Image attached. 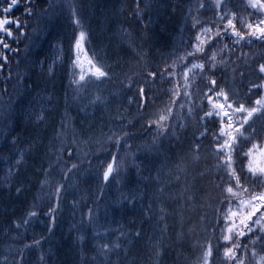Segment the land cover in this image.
Returning <instances> with one entry per match:
<instances>
[{
  "label": "snow or ice",
  "instance_id": "1",
  "mask_svg": "<svg viewBox=\"0 0 264 264\" xmlns=\"http://www.w3.org/2000/svg\"><path fill=\"white\" fill-rule=\"evenodd\" d=\"M141 3L142 0H134L133 14L136 16L143 13ZM20 6L21 0H0V47L3 49H10L4 37L16 39L12 26L20 30V35H24L22 27H29L27 20L10 18L13 9ZM23 7L27 18L48 14L46 9H40L39 12L34 10L35 0H23ZM68 7L75 18L77 28L83 29L82 20L77 17L79 4L76 0H69ZM201 10L206 15L204 19H201ZM188 11L191 14L192 9L189 8ZM208 13L210 16H207ZM191 19L192 28L197 29L199 25L194 40L181 41L182 47H186L182 55L172 59L171 65H154L151 70L137 71L134 74L139 77L138 80L124 73L125 79L122 81L128 89L136 86V98L133 100L128 97V103H136L137 111L143 114L142 126L154 130L152 142L143 145V151L159 161L156 175L143 177L142 162H138L135 152L129 151L131 145L128 141L132 137L125 130L126 125L121 124L119 130L110 128L108 133L101 131L102 140L92 135L85 140L68 120L61 119L59 127H53L52 137L48 141V151L45 153L47 163L38 169L43 177L39 184L44 193L43 198L48 201L47 205L39 207L34 202L22 218L13 222V229L27 231L33 220H39L43 215L48 219L46 231L52 232L57 217L62 212L66 195L76 187V177L81 172V165H92L87 157L94 155L90 145L95 143L101 146L98 150L110 155L109 161L102 165L99 172L102 186L116 181L130 166L135 167L142 178L155 181L157 187L153 194L154 199L164 195L171 183L184 185L183 191L170 197L182 201L177 210L168 212L163 206L159 208L160 215L156 217L159 236L149 240L151 264H163L165 250L171 247L165 242L170 227L176 228L177 243L196 232V224H193L185 233L184 213L194 212L197 207L211 208L212 215L209 219L205 212L198 218L200 231L205 234V238L202 242L199 239L194 242L193 246L199 250L195 264H264V255L260 254L264 253V0H243L242 5H237L235 0H197L196 15ZM85 38L86 32L80 30L78 37H74V44L69 47L67 57L72 68L70 82L75 85L76 97L86 92L90 85L117 78L116 67H119L118 61L113 65L103 62L101 58L87 56ZM257 44L259 52L255 50ZM244 48H249L250 51L245 52ZM145 55L142 50L137 52L139 60H143ZM82 57L86 59L87 68ZM0 60L4 61L0 63L2 70L6 67L8 57L0 53ZM177 67L180 68L179 78L175 72ZM47 70L51 73L52 66L49 65ZM166 77L172 85L168 90L170 103L149 115V106L154 103L150 93L154 91L157 79L163 80ZM8 79H11V71L8 73ZM149 81L152 84L146 91L145 87L140 85L148 84ZM22 82V76L18 73L17 84ZM0 91L6 92L7 89ZM51 100V95L46 97V102L50 103ZM97 102L106 104L107 100L99 94L88 100V104L92 105ZM177 108L179 116L174 115ZM185 110L192 121L191 125L187 120L181 122ZM118 116L120 120L126 118L123 113H118ZM28 118L35 124L47 125L50 115L41 106L38 112L29 114ZM174 119L176 124L172 123ZM128 122L132 123L131 120ZM188 127H194L195 131L191 138L185 136L181 141L177 129L186 130ZM166 139H175L180 148L177 149L171 144L166 147ZM205 140L208 141L207 145L204 144ZM12 143L15 145L18 140L14 138ZM33 147L34 143L30 142L25 149L17 150L16 158L7 168L4 177L7 187H12L11 181L27 163L25 156ZM205 147H210L209 154L214 163L210 169L197 171L204 159ZM112 149L115 150L114 154ZM190 168L191 173H195L192 179L195 180L198 176L209 180L210 187L206 195L210 199H206L203 204L197 205L196 197L191 194V186L187 183L191 174ZM24 189L25 184L21 181L16 185L15 192L19 195ZM213 192L215 196H212ZM103 197L104 191L101 187L92 199L90 207H87L88 200L85 197L72 200L73 216L82 206L87 207L86 212L81 211L78 233L86 223L95 231L99 201ZM142 198L138 193L121 192L118 203L134 205ZM151 212L152 204L149 203L145 209L147 220L153 219L149 214ZM169 216L175 219V225L169 224ZM187 219L191 220L192 217ZM117 231L119 236L115 241L97 243V256L92 258L93 264H120V252L128 257L129 246L143 235L140 228ZM95 235L99 237L101 233L95 231ZM213 236L215 243L211 238ZM121 238L126 244L120 242ZM77 239L83 241L82 236L78 235ZM11 240L20 243L6 245L5 253L0 256V264H27V253L33 249L39 251L37 264H49L47 257L50 249L46 252L43 248L44 242L47 241L46 236L33 237L32 242L27 243L24 242L23 235L17 233L11 236ZM257 245L260 246V252L257 251ZM113 253L117 255L115 262L110 259ZM124 264H136V260H125Z\"/></svg>",
  "mask_w": 264,
  "mask_h": 264
},
{
  "label": "rangeland",
  "instance_id": "2",
  "mask_svg": "<svg viewBox=\"0 0 264 264\" xmlns=\"http://www.w3.org/2000/svg\"><path fill=\"white\" fill-rule=\"evenodd\" d=\"M144 1H145V7L147 8V11L143 12L142 18L139 19L137 22L126 23L125 9H128V8L120 0H76V3L79 4V8L77 10V16L78 18L82 20V23L86 29V38L84 42V46L86 50L88 51L90 57L101 58L102 61L105 63L115 65L116 62L118 61L119 67H116L117 78H119V76L124 74L125 72H130V69L132 71L133 69L139 66L145 65V62L150 63L153 66L154 65L158 66L161 55L165 56V55L171 54L173 49L176 46L177 47L179 46L181 38L183 36V31L187 27V23H188L187 15H185L182 11L178 13L173 11V9L169 6L171 3V0H167L166 3H165L166 0H144ZM205 2H207V0H205ZM186 3L187 4L191 3L192 6L193 5L197 6V0H187ZM68 4H69V0H60L56 5L52 7L51 10H50L51 7L46 9L48 13L47 15H43V17L41 16L39 17L40 19L39 22H44V20L46 19L45 28H48L52 32L51 34L53 36L59 35V37H63V38L65 37L66 39L70 38L69 26H70L71 19L69 17H70L71 10L69 9ZM195 6H193V12L191 13V17L196 15ZM185 12L187 14H190L188 10H186ZM201 13L204 14L203 10H201ZM171 19L179 21L180 25L175 28H173V26H170V28H168L169 33H167L166 39H159L157 37V34H159V32L162 31L160 30V27H161L160 25L163 24L164 27H167L166 23L168 21V24H169V21ZM49 24L53 25V27H50ZM112 24L114 25V29L111 27ZM42 27L44 26L42 25ZM62 29L66 30V32H64ZM59 30L63 31V33L61 34H64V35H61L60 32L58 33ZM45 31L48 32L47 30ZM46 37L48 38V41L46 42V46H43L41 49H45L47 51V54L53 58L54 64L56 66L59 62H61L62 58L64 57L65 55L64 51L61 50L60 47H57L55 44L52 45V41H51L52 39L49 37V35L41 34L38 42H40L41 44L44 43V41L46 40ZM123 46H124V49H123ZM35 48H36L35 50H32V53L40 50L38 45ZM140 50H142L146 54L143 60H139V57L137 56V52ZM32 53H30L29 56ZM82 59L85 60L84 66L85 68H87L86 59L84 57H82ZM138 60H139V64H137ZM63 66L64 67L62 71H64L68 75H71L72 71L69 69V67L66 64H64ZM33 67H34L33 60L31 62H27L24 64L23 69L25 70V72L20 73L22 74L21 76H22L23 82L19 84L18 93L15 94L13 98V102L11 104H8V103L5 104V103L0 102V108L4 112V113L2 112V114L0 115V123L1 121H4V120H7L6 121L7 123H11L13 121L12 113L10 111L14 110V107L16 106L17 101H19L20 98L24 96L25 88H26V81L32 78V76L28 74L27 72L30 71ZM135 72H133V77L136 76L134 74ZM117 78H114L111 81H106L102 84H97V86L95 84L90 85L86 92L80 93L79 97H76L74 93L75 85H73L72 91L67 92L65 95H63L60 98L59 103L61 104V106L65 108V110L64 109L62 110V112L72 111L73 117L71 119L70 124L76 128L78 134L81 136L82 139L87 140L89 135H92L94 138H100L102 140L103 137L101 136V131L103 133H106L105 128H104V125L106 124H107L106 127L108 128V132L110 128L111 129L113 128V126L116 128V125L120 126L121 124L126 125L125 130L127 132L135 131L137 133L141 132L142 134V132H144V130L146 129V128L144 129V127L142 128L139 127L140 129L135 127L139 119L131 120L132 121L131 124H129V122L124 123L119 118H115V120H113L112 116H118V113H122V110L127 109V112L130 111V109L128 108L129 104H127L126 101L128 102L127 98L132 92V90H134L135 88L133 87L131 89H128L124 87L123 91L127 89L124 93L125 104H126L125 106L121 101L122 94L116 93L117 91H120L121 85H122V82L120 85L117 84L116 82ZM54 79H56V75L50 78V83H52ZM164 80L165 79L161 81L163 82ZM47 82L48 80L45 79L43 84L46 85ZM151 83L152 82L149 81L148 84H141L140 86L146 87L148 89L151 86ZM164 84H165V81H164ZM158 86H159V83L156 82L154 88H157ZM97 94L104 97L107 100V103L102 104V103L97 102L95 105L88 104V100L92 99ZM47 96L49 95H46L41 100L42 102L41 106L44 107L46 112H48L51 109L50 107L53 106L52 104L53 98L51 102L48 103L46 102ZM133 96H134V92L131 94L130 97L133 99ZM85 105H87V107H85ZM41 106H36V103L33 102L31 107H34V110H36L35 107H38V110H39ZM38 110L36 112H38ZM60 110L56 112L61 113ZM83 112L85 116H83ZM10 114L11 116H9ZM177 116H179V114ZM54 120H55V117H52L50 123L52 122L53 124ZM184 120H187L189 125L192 124L191 120H189L188 118L186 110L184 112V116L182 117L181 121L183 122ZM60 121L61 119H58V123H57L58 125ZM176 122L177 121L175 119L172 121L173 124H176ZM142 125H143V122H142ZM3 127H5V121H4V125L0 126V130H2ZM140 130H143V131H140ZM191 131L193 133L195 131V128L193 127V130H192V127H188L186 130H181V131L180 129H177V134L178 135L181 134L180 140L183 141L185 136L191 138V135H192V133L190 135ZM154 134H155L154 130H152V132L148 134L147 139H146V144H148L149 142L150 143L152 142V138ZM174 140L175 139L164 140V143L166 144L165 146L167 147V145L171 144V145H175L176 148L179 149L180 144ZM142 145H145V144L143 143ZM106 146L107 145H103V147H106ZM90 148H91V153H94V155L90 154L87 158L89 160H92V163H93L91 167L88 166L89 173L94 169H100L102 165H106V163L110 159V155L108 152H105L103 155H98L99 153H95V152L101 151V150H98L101 148L100 145L92 143L90 145ZM45 149H48V146H46ZM142 150H143V147L140 148V151ZM111 151L114 154L115 150L112 149ZM158 167H159V161L154 160L152 156L148 155L147 163L143 165V168H144L143 176L148 177L149 175H151L152 177H154L156 175V169ZM207 168H208L207 159L204 157V159L201 162V166H199L198 169L201 171ZM189 172L191 173V168L189 169ZM192 175H195V173H191L187 180V183L191 186V194L193 196H207L206 193H203V190L200 188V183H199L200 178H198L197 176L196 179L194 180L192 179ZM118 178L122 181V185H116V184L113 185L111 189L112 196H120L121 192L141 194L138 192V191L141 192V190L143 191V196H153V194L155 193L156 187H157L155 181L152 179L143 178V183H140V178L137 176H132L127 170L125 172H122ZM98 182L100 184V180H98ZM96 183H97V180L91 179L86 184V186H91V185L94 186ZM150 183H152L153 185L150 186L149 185ZM107 186H102V187L103 189H107ZM183 187H184L183 183H171L166 188L165 194L162 195V200L165 205V209L168 212H173L177 210L179 205L182 203L181 200L179 199L173 200L170 197L183 191ZM35 194H38V193L36 192ZM105 196H108V194H105ZM7 197L9 198L11 196H7ZM38 197H40L39 200H41L43 196L39 195ZM156 200L157 199H154L153 201L155 208L152 207V213H151V215L153 216V219L151 221V227L153 228L157 227L156 217L160 215V212H159L160 207L155 204ZM35 202L38 204L39 207L46 206L43 202L38 201V199H35ZM196 203L197 205H199V204H203L204 202L196 200ZM88 204H87V207H88ZM65 206L67 207L69 206L71 208L70 198L67 199ZM87 207L83 206L82 209L76 211L75 214H77L79 211L86 212ZM208 209L209 207H203V208L197 207L194 212L185 211L184 215H185L186 222L184 226H186V228H188V226H192L191 220L187 219L189 216L192 218L198 217L202 212H206ZM106 210L107 209L103 207L100 209V211L102 212H105ZM143 211L145 213V209ZM11 212L12 211H8V210L3 211V213L8 217L12 214ZM3 213L1 211L2 216H4ZM80 218H81V215H80ZM168 222L170 225H175L176 223L175 219L172 216H169ZM47 225L48 224H45L41 222L40 220H33V222L31 223V226L27 227V231H25L24 229H20V231L23 232L24 234L26 233L28 234L29 232L31 235L39 236L46 230ZM105 232L107 233L106 230L102 231L101 236L105 235L104 234ZM151 233L154 237L155 233L154 232H151ZM167 237H169L168 233H167ZM197 239L201 240V242L203 241L204 238H203L202 233H199L197 235ZM62 241L63 239L58 240V243ZM120 242L126 244V241H124L123 238H121ZM213 242H215V240ZM6 245L8 244L7 243L2 244V245L0 244L1 246L0 254L1 255L5 253ZM136 247L137 246L135 245V242H133V244L129 246L130 251H129L128 257H125L122 251L120 252V264H124V261L130 257L131 250H133V248L135 249ZM64 253L63 252L58 253V259H59L58 264L65 263ZM53 254H55V252L54 253L50 252L47 258L48 260L51 261L52 264H56ZM72 254H74V252ZM190 255H191L190 253H187V255H185L184 257V260H186ZM198 255L199 254H197L194 257L195 261L191 264H195L196 258ZM36 257H37L36 250H33V252H28L27 253V264H31V261L35 260ZM190 258L191 257H189V259ZM110 259L112 262L117 261L116 253H113ZM77 263L79 264V259H77L75 264ZM66 264H72L69 258H66ZM167 264H173V263L172 261H168Z\"/></svg>",
  "mask_w": 264,
  "mask_h": 264
},
{
  "label": "trees",
  "instance_id": "3",
  "mask_svg": "<svg viewBox=\"0 0 264 264\" xmlns=\"http://www.w3.org/2000/svg\"><path fill=\"white\" fill-rule=\"evenodd\" d=\"M166 2H167V0L165 1V3ZM129 4H130V2H129ZM186 4H187L186 2L180 3L179 0H171V3L169 6L173 9V11L178 13L181 10L185 9ZM130 5H132V4H130ZM150 68L151 67H149L148 70ZM133 71L134 70L130 71V73ZM143 71H146V70L143 69L140 72H143ZM40 72L45 73V71H40ZM130 73H127V74L129 75ZM35 74L36 73H34V76H35ZM37 76L39 78H42L43 80L37 79L36 77H34L35 79L33 78V80L30 78L28 88L31 87L32 81L36 82V80H38L39 84L34 87V93L44 94V93H46V91L49 90V87H47V85L43 84L44 80H45V76H41L38 74H37ZM124 79L125 78H123V80ZM65 84H66V82L62 81L61 85L57 86V89H58V91H57L56 83L54 81H52V83H51L52 91L51 92H53L55 95L60 96L62 94V91L64 89ZM6 86L7 85L2 86V88H5ZM68 86H69V83H68ZM31 88H33V87H31ZM60 90H61V92H60L61 94L59 93ZM23 103H24L23 105L25 107H27L26 102L24 101ZM159 104H160L159 100H158V102L156 101V106ZM60 108H62L61 104H59L57 108L52 110L51 114H50L49 123L51 121V118L55 117L53 124L51 122L52 134H53V127L58 128V126H59L57 124L58 119H66V120L71 122V119L73 117L72 111H69L66 116L65 115L62 116V114L60 112H56V111H59ZM29 109H30V112L33 111V110H31V108H29ZM155 109H156V107H155ZM61 112H62V110H61ZM183 116H184V114H183ZM74 118H75V116H74ZM12 119L14 120V116H12ZM15 119H16V117H15ZM6 121L7 120H5V127H3L2 130H0V151H1L2 147L5 145V143H3L2 140L5 138L13 137L15 134V130H16L14 127H11ZM3 125H4V122L1 121L0 126H3ZM17 128H22V127H17ZM151 131L152 130H150V129H146V130H144L145 133H142V134L137 133L135 131H132V132L130 131L132 138L130 139L131 142L129 143L131 145V149L129 151H131V152L137 151V152L142 154L141 158L138 157V162H142V165H141L142 167L144 165L143 164L144 159L148 158V154H146L143 150L140 151V148L143 147V145H142L143 143L146 144L147 136ZM34 136H35V139L38 140V138L40 139V137H45L47 135L44 133L42 134V133L38 132ZM133 140L137 141L136 145L132 144ZM147 142H149V141H147ZM138 149H139V151H138ZM47 151H48V149H45V153H47ZM95 153H99L98 155H103L105 153V151L101 150V151H98ZM95 155H97V154H95ZM42 156L44 157L43 161L42 160L41 161H38V160L30 161L27 159V155H26L25 160L27 161V163L24 165V167L21 168L19 175L17 177L13 178V180L11 181V183L15 184V186L18 184L17 182H20L21 180L27 181V180H24L23 178H29L31 180V181H28V184L30 182H33V184H34L33 188H35L36 191L31 195V196H34V198L31 202H27L26 205H17V202H9V201L5 202L6 200H4V197L0 196V237H1L0 244L1 245L6 244V243L8 245L12 244V243H20L19 241L14 242L11 240V236L16 235L17 233L22 234L24 239H25L24 242H27V243H31L33 237L39 238L41 235H43V236L47 237V241L44 242V244H43V248L46 252L49 249H50L51 253L55 252L56 255H58L59 252L64 253V251H65L64 255L72 254L74 252V254H76L78 256L79 264H93L92 258L97 255V243L98 242L99 243H104V242L110 243L112 241H115L117 239V237L119 236V231L113 230L114 224L117 222V219L120 220V219H124L127 216H132V220L128 224H126V226L121 227L118 230L127 231L128 229H131V228H140V229H142L143 235L140 239L134 241L135 245L137 247L135 249L133 248V250H131L130 257L127 260L135 258L136 264H151V262L149 260V240L153 238V235L151 232L155 233L154 236H156V237L159 236L158 229H157V227H155V228L151 227V221L152 220H147L145 218V213L143 210L146 209L148 207V205L146 207L140 209V210H134L127 203H125L124 205H120L118 203L120 196H112L111 195V189H112L114 184L122 185V181L119 178L116 181L108 184L109 186L106 185L107 189H103L104 197H103V199H101L99 201V216H98V222L95 225V231H99L100 233H102V231L106 230L107 231L106 235H102V236L97 237L95 235V231L93 230V227L88 225L87 223L82 228H80V231L78 233L77 228L80 227L78 222L81 219L80 218L81 211H79L77 214H75L73 216L72 209L69 206L68 207L65 206V204H66L65 200L63 201V204H62V212L57 217L56 224L53 227L51 233H49L45 230L42 234H40L39 236H36V235H31L29 232H28V234L27 233L24 234L20 230L13 229L12 228L13 222L22 218L25 215L26 211L29 210L31 208V205L35 202V199H37V197L39 195L44 197V193L41 191L40 184H39V181L42 180L43 177L40 175L38 169L40 168V166L42 164L47 163V157L45 156V154ZM13 158L15 159L16 156H7V159H5L6 163L4 162L3 166H1L2 163L0 162V168H4V171L7 170V168L14 161ZM91 162H92V160H91ZM88 166L89 165L87 163L81 165V172L76 177V187L74 189L70 190V192L66 196H73L72 200L77 199L79 196L85 197L89 203L88 207H90V206H92V199L95 197L97 190L100 187H102V185H101V183L99 184V182H98L99 171L101 170V168L100 169H94L89 173ZM127 171L132 176L139 177L140 183H143V178L141 177V175H139L137 173L135 167L130 166L127 168ZM1 178H2L3 184H5L4 178L2 176H1ZM91 179L97 180V183L94 186H92V185L86 186V184ZM149 185L152 186L153 184L150 183ZM201 187H202L201 189L203 190V193H207L210 186L209 185L208 186L201 185ZM36 192L38 194H35ZM138 192L141 193L142 197H143V191L141 190V192L140 191H138ZM213 193H215V192H213ZM105 194H108V196H105ZM35 196H37V197H35ZM14 197H16V196H14ZM43 197L41 198V200L38 199V201H41L45 205H47L48 201L46 200V198H43ZM195 197H196V200L203 201V202H205L206 199H210L207 196H195ZM198 197H201L203 200H201ZM155 204L158 205L159 207L163 206L165 208V205H164L163 200H162V196H160V198L155 201ZM17 207H18V209H17ZM102 207L106 208L107 210L105 212L100 211V209ZM152 207H154V203L152 204ZM5 210L6 211L7 210L12 211L11 212L12 214L9 217L6 216L3 213V211H5ZM1 211L5 217L2 216ZM151 213H149V214L151 215ZM211 214H212V211H211ZM208 217H209V214H208ZM39 220L45 224H48L47 217H45L43 215L40 217ZM134 223H136V224H134ZM191 223H192V225L196 224V232L191 237H186L185 238L186 241L183 244L176 242V230H175V228L174 227L169 228L168 235H169V237H171V239H168V237H166L165 242L167 244H170L171 247H168L165 250L166 254L163 257V264H167L168 261H172L173 264H191L195 261L194 260L195 251H196V254H199V250H198V248L194 247L193 245H194L195 240H197V235L199 233H202V232L200 231L199 220L197 219V217L192 218ZM74 225H75V227H74ZM60 227L64 230V234H66L68 236L61 238V239H63V241L58 243V241L53 240L52 233L56 230V228H60ZM184 227H185L184 231H185V233H187V230L190 226H188V228H186V226H184ZM148 228H149V231H148ZM78 235L83 237L82 242L77 239ZM202 235L205 237V234L202 233ZM212 239L214 241L215 237L213 236ZM33 250H36V249H33ZM33 250H31L30 252H33ZM36 253H37V257L35 258V260L31 261V264H37L39 251L36 250ZM187 253L191 254L189 256L191 258L189 259V257H188L186 260H184V257H185V255H187ZM0 256H2V255L0 254ZM98 258L99 257H97V259ZM48 261H49V264H52L50 260H48Z\"/></svg>",
  "mask_w": 264,
  "mask_h": 264
},
{
  "label": "bare ground",
  "instance_id": "4",
  "mask_svg": "<svg viewBox=\"0 0 264 264\" xmlns=\"http://www.w3.org/2000/svg\"><path fill=\"white\" fill-rule=\"evenodd\" d=\"M121 2H128L129 0H120ZM187 0H179L180 3H185ZM130 4L134 5L132 7H128V9H125V20L126 23H131V22H137L139 19L142 18L141 16H136L133 14V9L135 8V4H134V0H130L129 1ZM54 5H52L53 7ZM52 7L50 8V10L52 9ZM141 7L143 8V12L147 11V8L145 7V1L142 0L141 3ZM49 6L46 8L48 9ZM143 14V13H142ZM78 17V16H77ZM71 19L70 21V26H69V30L73 29V24H72V20H74L75 18L72 16V13H70V17ZM166 23V22H165ZM170 24V25H169ZM168 24V21L166 23L167 27H164L163 24H161L160 26V31L159 34H157V37L159 39H166V35L167 33H169V29L170 26H173V28L177 27L180 25L179 21L176 20H170ZM50 27H53V25H50ZM111 27L114 29V25L112 24ZM45 30H47L48 32H46ZM64 32H66V30L62 29ZM63 31L59 30L58 33L60 32L63 33ZM52 32L45 27H38V29L34 28V35L33 37L27 39L25 41V46H24V50H26L25 52H20V57H18L17 63L15 65V69L17 71H19L20 73L25 72L24 68V64L27 62H31L33 60L34 65L36 64V66H42L44 68L48 69V66L51 65L52 68H54L53 66H55L53 58L51 56H49L47 54V51L45 49H41L38 51H35L32 53V50H35L36 46H41L42 44H45L48 41V38L46 37V40L44 41V43H40L39 38L41 34L44 35H49ZM116 33V32H115ZM64 35V34H61ZM65 38V37H64ZM35 46V47H34ZM124 49V46H123ZM32 53L30 56L29 54ZM46 55V56H45ZM27 61V62H26ZM25 62V63H24ZM60 66L63 68L64 66L59 62ZM151 66L150 63H147V67L145 68V65L139 66L135 69H133L134 71H138V70H148V68ZM9 71H11V79L12 80L15 77V73L13 72L12 68H3L2 71L0 70V82L2 81H6L9 80L8 79V73ZM28 74H30L32 76V78L36 77L37 79H40L37 76V69L35 68V66L27 72ZM34 73L35 76H34ZM129 73V72H128ZM35 79V78H34ZM16 80V79H15ZM39 84V81L36 80L32 81L31 83V87H35L36 85ZM30 92V91H29ZM24 96L26 97L27 100H25L27 107H25L23 104L21 103L20 105H16L14 107L13 111H10L12 113V116H14V120L11 123H8L11 127H14L15 130V134L13 137H9V138H5L2 140L3 143H5V145L2 147L1 151H0V162L2 163L1 166L4 165L5 159H7V156H16L17 155V150L18 149H25L28 144L30 142L34 143V147L32 148L30 153H27V159L32 161V160H38V161H43L44 157L42 155L45 154V148L46 146H48V141L51 139L52 137V126L51 123H47V125H43V124H35L32 122V120H30L29 114H31L29 108L32 106L33 104V93L30 92V94L25 93ZM4 113V112H3ZM11 116V114L9 115ZM83 116H85L84 112H83ZM16 117V119H15ZM17 120V121H16ZM102 122V121H101ZM17 127H22V128H17ZM44 133L46 135H48L47 137H40V139H35V134L36 133ZM16 138L18 140L17 144H13L12 140ZM131 142V140L129 141ZM135 140L132 141V144L136 145ZM137 154V157L141 158L142 154L137 152V151H133ZM14 159V158H13ZM6 163V162H5ZM147 163V158L144 159L143 164ZM6 175V170L4 171V168H0V178L1 176L4 178ZM25 176V175H24ZM24 180L27 181H23L25 185V189L23 191L22 194H17L15 192V184H12V187L9 188L7 186H5V184H3L2 178L0 179V196L4 197V200H9V202H17V205H26L27 202H31L34 198V196H31L36 190L35 188H33L34 184L33 182H30L28 184V181H31L29 178H23ZM20 181V182H21ZM19 183V182H17ZM203 183L205 186H208L209 184V180L208 179H203ZM7 196H11V197H7ZM16 196V197H14ZM70 198V201L72 202V198L73 196H66L65 197V201H67V199ZM81 196H79L76 200H80ZM5 201V202H7ZM154 201V197L153 196H143L142 199H138L137 202L132 205L129 204L134 210H140L144 207H146L147 205H149V203L153 204ZM83 207V206H82ZM155 208V206H154ZM205 212H202L200 215H203ZM199 217H197L198 219ZM132 220V216H127L124 219H117V222L114 224L113 230H118L121 227L126 226V224H128L130 221ZM136 224V223H134ZM149 231V228H148ZM68 235L64 234V230L60 227V228H56V230L52 233V237L53 240H62L61 238L67 237ZM156 238V236H154L152 239L154 240ZM186 240L180 242L181 244L185 243ZM54 260L56 262V264H58L59 259H58V255L53 254ZM66 258H69L70 261L72 262V264H75L78 256L76 254H66L64 255V259H65V263L66 264Z\"/></svg>",
  "mask_w": 264,
  "mask_h": 264
},
{
  "label": "flooded vegetation",
  "instance_id": "5",
  "mask_svg": "<svg viewBox=\"0 0 264 264\" xmlns=\"http://www.w3.org/2000/svg\"><path fill=\"white\" fill-rule=\"evenodd\" d=\"M49 1L50 0H35L36 8L34 10L39 12L40 9L47 8L50 5ZM10 18H18L21 21L27 20L29 27L27 28L22 27V31L24 32V35H20V30H17L15 26H12V31L16 39H13L12 37H4L5 42L10 45V49H3L2 47H0V53H3L4 55L8 57V61L6 64L8 65L7 68L9 67L12 68L16 65L18 57H20V52L26 51L24 50V46L26 45L25 41L33 37L34 28L38 29V25L36 23L38 19L37 18H27L25 16L23 0H21V6L14 8L12 13H10ZM11 49H16L18 51H12ZM0 63H4V61L0 60Z\"/></svg>",
  "mask_w": 264,
  "mask_h": 264
}]
</instances>
